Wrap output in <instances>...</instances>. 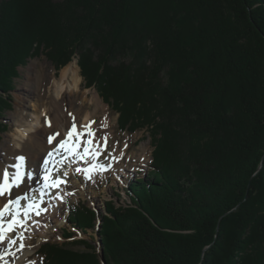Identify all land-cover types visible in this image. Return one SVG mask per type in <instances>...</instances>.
<instances>
[{
  "label": "trees",
  "instance_id": "obj_1",
  "mask_svg": "<svg viewBox=\"0 0 264 264\" xmlns=\"http://www.w3.org/2000/svg\"><path fill=\"white\" fill-rule=\"evenodd\" d=\"M40 54L55 70L76 57L118 128L151 137L127 203L70 207L105 264H264V0H0V140L18 67ZM70 245L44 244L45 263L100 264Z\"/></svg>",
  "mask_w": 264,
  "mask_h": 264
},
{
  "label": "rangeland",
  "instance_id": "obj_2",
  "mask_svg": "<svg viewBox=\"0 0 264 264\" xmlns=\"http://www.w3.org/2000/svg\"><path fill=\"white\" fill-rule=\"evenodd\" d=\"M73 61H76L77 64V58L74 56L64 66L67 64H72ZM64 66H62L59 70H55L51 61H49L44 54H40L28 59L25 65L18 67V75L14 79V87L10 93L11 107L3 113L1 118V121L7 125V129L1 134L0 163L5 162L12 156L10 155V147L13 143L14 133L16 132L17 128L13 114H17V112H19V110L22 108V105L20 104V98L25 97L27 94V92L24 90V86H26V73L29 67H32L33 70H37L38 72L41 70L40 75L45 73L47 78L51 77L53 74L55 80H57L59 79L60 71ZM77 69L81 80L78 94L75 95L76 98L78 99L81 94L85 92L88 97H92L94 95L100 104V108L97 109L94 114L93 111L95 109V105L92 101L91 103L89 100H86L83 104H77L79 101L76 99L77 102L73 111L79 110L78 123L83 122V117L87 112L92 113L91 116L95 120L96 127L98 128V135L103 137L106 133L111 132V135H108L107 147L109 150L113 147L115 148L113 155L118 157V159L109 161L112 163L111 169L104 171L102 174L95 175L90 180H84L83 176L81 178L74 177L71 179L69 185L73 195L72 198H70L68 204H65V202L61 201V203L56 208V212L52 213L49 219L50 224H48V226H52L50 231H57L54 233L58 235L54 236V234L48 230L45 233L43 241L39 243L36 251L32 255L28 256L24 264H45L44 257L39 253H41L43 250L42 248L46 242L57 243L59 245L67 244V246L80 248L79 245L70 244L73 243L74 240L83 239L97 249L95 251L98 253L99 257L102 256L103 250L100 247L101 238L99 233L95 228H89L87 230L75 228V226L67 220L69 206L72 207L78 203H84L85 205H88L89 207L96 210L98 215L97 217H99L101 214H106L105 203L109 199H114L116 205H124L127 203L129 200L123 189L126 187L128 181L130 179H134L135 177L145 176L148 169L150 168L152 144L149 132L146 130H138L133 133L121 131L117 126L118 115L115 114L110 109L109 105L103 101L96 88L93 86L88 87L86 85L85 80L80 74V68L78 64ZM29 97L25 98L28 99ZM31 104L34 105L33 100ZM37 109L38 108L34 106L30 111L36 112ZM105 114H107V116L110 118L111 123H109L110 128L102 129L99 127L100 122H102ZM52 132H49V134H52ZM45 136L46 133L43 134L42 137L44 142H46ZM125 144H127V147H125ZM121 152H123V155H121ZM117 195H120L119 199L117 198ZM65 196L67 197L68 195ZM69 197L71 196L69 195ZM59 213L62 214L59 215ZM97 222L99 224V220ZM97 229H99V227H97ZM67 230L73 235L69 241H65L63 238V235L68 232ZM31 239L33 240V238Z\"/></svg>",
  "mask_w": 264,
  "mask_h": 264
},
{
  "label": "snow or ice",
  "instance_id": "obj_3",
  "mask_svg": "<svg viewBox=\"0 0 264 264\" xmlns=\"http://www.w3.org/2000/svg\"><path fill=\"white\" fill-rule=\"evenodd\" d=\"M68 116L71 125H64V139L54 145L53 142L62 134L59 131L49 134L47 143L53 147L46 154L40 153L37 156L34 167L26 164L25 155L13 154L9 158L10 162L0 168V198L6 201L0 206V264H5V256L14 257L17 251L31 247L25 245L24 241L30 239V236L24 233L31 232V225L39 226L40 222L32 217L47 211V208L41 206L45 204V196L51 199L52 189H59L61 183H66L68 172H63L64 179L60 176L65 163L72 165L82 161L85 167H76L74 171L83 175L84 180H90L111 169L112 163L109 161L118 159L113 155L115 148L109 150L107 147V134L102 138L103 145L96 138L95 130L91 128L95 121L78 127L73 114L68 113ZM45 123L49 128L52 127L46 114ZM101 127L107 128V124L102 122ZM25 181L28 183L25 184ZM22 184L25 187L20 190ZM14 189L18 191L14 192ZM54 197L63 200L60 191H56Z\"/></svg>",
  "mask_w": 264,
  "mask_h": 264
},
{
  "label": "bare ground",
  "instance_id": "obj_4",
  "mask_svg": "<svg viewBox=\"0 0 264 264\" xmlns=\"http://www.w3.org/2000/svg\"><path fill=\"white\" fill-rule=\"evenodd\" d=\"M40 73L41 70L38 72L37 70H33L32 67H29L26 73V86H24L25 89H23L27 92L25 97H30L26 99L25 97L20 98L19 96H17L18 98H20V104L22 105V108L19 110V112H17V114H13L17 128L16 132L14 133L13 143L10 147V155H25L26 164L29 167L35 166L37 156L40 153L46 154L47 151H49L51 147H53L52 145H48V143H46L49 132L53 131L52 133H54L56 131H59L62 134L53 142L54 145L58 143L59 140L64 139L63 134L66 132L64 125H71V119L68 116V113L73 114L78 127L80 125L88 124L89 121H95L91 116L92 113L87 112L83 117V122L78 123L79 110L73 111L74 106L77 102V98L75 95L78 94L79 84L81 80V77L78 73L76 61H73L72 64H67L66 66H64L60 71L59 79L57 80H55L53 74L51 75V77L47 78L45 76V73L41 75ZM32 100L34 101V105L31 104ZM77 100L79 101L77 102V104H83L86 100H89L90 102L92 101L95 105V109L93 111L94 114L95 111L100 108V104L94 95L92 97H88L84 92ZM34 106H36L38 109L36 110V112H31L30 110H32V107ZM45 114L52 124L51 128H49L45 123ZM102 122H105L107 124V128H110L109 123H111V120L107 116V114L104 115ZM102 122H100L99 128L103 129V127H101ZM91 128L95 130L96 138L100 139V143L101 145H103L104 140L102 138L105 135L103 137H100L98 135L96 122L91 125ZM45 133L46 142H44L42 139L43 134ZM106 134L107 136L109 134L111 135V132H108ZM9 162L10 160L8 158L5 162L0 163V168H2L4 164ZM76 167H85V165L82 161L79 164H64V167L60 172V176L61 179H64L63 172H68L66 183H61L59 185V189H52L51 199L48 196H45V204L41 206L47 208V211H45L38 217H32L33 220H38L40 222L39 226L31 225V232L24 233L25 236H30V239H26L24 243L25 245H31V247H24L23 249L17 251L14 257L11 255L5 256V264H24L28 256L32 255L36 251L39 243L43 241L45 233L48 230L50 231V229H52V226H48V224H50L49 219L52 213L56 212V208L61 203V201L65 202V204H68V201L73 196L69 185L71 179H73L74 177L81 178L83 176L79 173H75L74 170ZM54 179L55 178L53 177V181ZM27 183L28 182L25 181V184ZM25 184L21 185L20 190L24 189ZM13 191L16 192L18 190L14 189ZM56 191H60L61 195L63 196V200L54 197V193ZM65 193H71L69 194L71 197H69V195L66 197ZM4 202L6 201L3 198H0V206H2ZM60 214L62 213H59V215ZM50 232H52L54 236L58 235L54 233L57 231L52 230ZM31 238H33V240Z\"/></svg>",
  "mask_w": 264,
  "mask_h": 264
},
{
  "label": "water",
  "instance_id": "obj_5",
  "mask_svg": "<svg viewBox=\"0 0 264 264\" xmlns=\"http://www.w3.org/2000/svg\"><path fill=\"white\" fill-rule=\"evenodd\" d=\"M263 159H264V153H263V155H262V157H261L260 164H259L258 168L256 169L255 173L261 168V166H262V162H263ZM255 173H254V174H255ZM254 174H253V175H254ZM207 247H208V246H207ZM207 247H206V248H207ZM206 248H204V250H205ZM204 250L202 251V253L204 252ZM99 262H100V264H105V261H104V259H103L102 256L99 257Z\"/></svg>",
  "mask_w": 264,
  "mask_h": 264
}]
</instances>
